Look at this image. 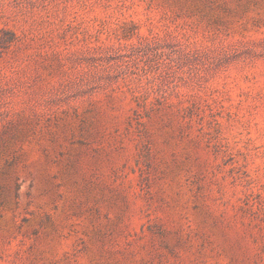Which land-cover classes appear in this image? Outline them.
<instances>
[{"label":"rangeland","instance_id":"374dc122","mask_svg":"<svg viewBox=\"0 0 264 264\" xmlns=\"http://www.w3.org/2000/svg\"><path fill=\"white\" fill-rule=\"evenodd\" d=\"M0 264H264V0H0Z\"/></svg>","mask_w":264,"mask_h":264}]
</instances>
